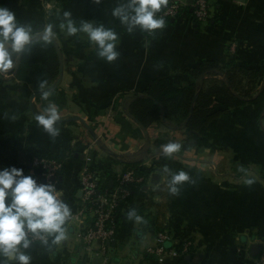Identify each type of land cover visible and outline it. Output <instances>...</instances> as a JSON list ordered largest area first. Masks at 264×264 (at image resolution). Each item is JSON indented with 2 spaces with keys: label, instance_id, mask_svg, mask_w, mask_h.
I'll return each mask as SVG.
<instances>
[{
  "label": "crops",
  "instance_id": "crops-1",
  "mask_svg": "<svg viewBox=\"0 0 264 264\" xmlns=\"http://www.w3.org/2000/svg\"><path fill=\"white\" fill-rule=\"evenodd\" d=\"M182 1L181 13L165 17L164 29L128 33L112 15L122 0H0L34 31L57 26L53 41L63 64L62 78L51 91L56 80L35 89L16 78L21 54L12 69L0 72V168L23 167L45 181L35 160L56 158L62 167L55 184L72 209L66 239L51 246L34 241L26 250L31 264H258L261 248L253 245L261 246L264 238V114L259 118L250 104L233 108L195 132L175 120L146 127L128 111L131 93L160 78L181 86L199 82L202 65L203 79L224 78L233 65L264 67V0H214L206 21L193 18L195 0ZM65 11L77 23L94 21L117 31L119 57L107 62L86 34L65 35L58 27ZM263 84L264 75L253 91ZM36 90L48 92L47 99ZM50 103L61 114L55 138L35 120ZM169 141L181 148L165 157L161 145ZM129 163H136L145 179L131 186L104 251L102 240L85 236L93 214L77 218L84 204L83 174L86 169L100 174L101 183L112 187L103 190L112 191ZM165 167L191 177L178 195L166 189ZM133 208L141 222L128 219ZM159 232L170 236L167 248L178 250L163 261L150 250L158 246Z\"/></svg>",
  "mask_w": 264,
  "mask_h": 264
},
{
  "label": "clouds",
  "instance_id": "clouds-1",
  "mask_svg": "<svg viewBox=\"0 0 264 264\" xmlns=\"http://www.w3.org/2000/svg\"><path fill=\"white\" fill-rule=\"evenodd\" d=\"M168 2L122 0L112 9V15L119 19L128 33L137 29L155 33L166 27L165 17L160 13ZM95 3L100 4L101 0H95ZM56 27L49 23L38 32L34 31L31 24L21 23L13 10L0 6V72L12 69L15 60L21 53L29 51L32 44L40 41L52 43L57 35ZM58 27L67 36L86 34L96 55L107 62L115 61L120 55L117 47L119 34L103 23L88 20L77 23L72 13L65 11ZM47 97L48 92H43V98ZM35 120L50 137L59 135L61 114L55 104L50 103L38 112ZM180 148L181 145L175 141L161 145L165 157H172ZM165 172L169 173L166 189L172 195H178L181 185L191 180L184 170L175 172L165 167ZM71 216L72 209L61 198L54 182L26 174L23 167L11 165L0 168V264H31L32 257L26 250L36 239L47 246L61 244L67 237L66 223ZM127 216L136 222L143 220L134 208L127 212Z\"/></svg>",
  "mask_w": 264,
  "mask_h": 264
},
{
  "label": "trees",
  "instance_id": "trees-1",
  "mask_svg": "<svg viewBox=\"0 0 264 264\" xmlns=\"http://www.w3.org/2000/svg\"><path fill=\"white\" fill-rule=\"evenodd\" d=\"M191 14L194 16V10ZM61 63V52L54 41L49 44L36 42L31 45L29 51L21 53L16 78L32 84L35 89H42L41 84L45 88L57 80ZM210 66L214 67V64ZM228 68L224 78L203 79L205 66L202 65L199 75L197 74L199 82L194 81L181 86L175 85L167 77L155 80L142 92L131 93L128 111L146 127L161 120H175L178 127L195 132L201 131L228 110L249 104L254 107L258 117H262L264 84L258 93L253 89L263 80L264 67L250 70L244 66L233 65ZM2 80L0 77V82ZM127 168H133L137 174H141L136 163H129ZM131 186L133 185H130V188ZM100 187L112 188L102 183Z\"/></svg>",
  "mask_w": 264,
  "mask_h": 264
},
{
  "label": "built area",
  "instance_id": "built-area-1",
  "mask_svg": "<svg viewBox=\"0 0 264 264\" xmlns=\"http://www.w3.org/2000/svg\"><path fill=\"white\" fill-rule=\"evenodd\" d=\"M214 0H195L194 2V16L197 21H206L213 12ZM184 3L182 0H171L168 7L160 14L164 17L178 16ZM36 163L42 167L45 181L54 182L61 170L62 164L55 158H36ZM143 175L137 174L133 168H128L122 172L118 178V185L112 191H104L100 187V174L86 169L82 178L83 202L77 218H81L86 212L90 211L94 220L93 223L86 230V238L88 241L99 238L103 242V250L117 231V213L120 205L130 193V185H137L144 180ZM170 236L166 232H159L158 246L150 249L157 254L159 260L163 261L168 255H177L178 250L169 249L165 246L166 240ZM36 239L34 241H38ZM261 253L259 255L258 264H264V238L261 240ZM185 248V245H184Z\"/></svg>",
  "mask_w": 264,
  "mask_h": 264
},
{
  "label": "water",
  "instance_id": "water-1",
  "mask_svg": "<svg viewBox=\"0 0 264 264\" xmlns=\"http://www.w3.org/2000/svg\"><path fill=\"white\" fill-rule=\"evenodd\" d=\"M190 3H193L194 0H188ZM193 10V9H192ZM174 18L171 19L173 21ZM63 75V64H61V70L58 79L55 81V83L52 84V88L47 89V91L53 90V88H56L62 78ZM43 92H46L45 90H36L35 94H43ZM93 132V131H92ZM94 134V133H93ZM95 135V134H94ZM253 248H261L260 244H254ZM97 261H101V258H97Z\"/></svg>",
  "mask_w": 264,
  "mask_h": 264
}]
</instances>
